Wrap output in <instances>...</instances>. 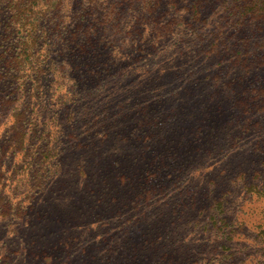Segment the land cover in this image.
Returning <instances> with one entry per match:
<instances>
[{"label":"rangeland","instance_id":"1","mask_svg":"<svg viewBox=\"0 0 264 264\" xmlns=\"http://www.w3.org/2000/svg\"><path fill=\"white\" fill-rule=\"evenodd\" d=\"M174 1L0 0V264H264V21Z\"/></svg>","mask_w":264,"mask_h":264},{"label":"trees","instance_id":"2","mask_svg":"<svg viewBox=\"0 0 264 264\" xmlns=\"http://www.w3.org/2000/svg\"><path fill=\"white\" fill-rule=\"evenodd\" d=\"M147 1L150 6V9L147 11V13L150 16L153 13H155L157 9H161L163 6L174 5L175 3L174 0H147ZM232 4H233V8L231 10L239 18V23H243L245 20L264 21V0H233ZM167 10L169 11L167 13H170V9ZM165 11H161V13L159 14L160 18L166 17L164 16ZM161 21L163 22L164 20ZM158 22L159 21H155V25H158L159 24ZM235 58H237L241 63H245L246 61L245 55L241 51L239 53V56H236Z\"/></svg>","mask_w":264,"mask_h":264},{"label":"bare ground","instance_id":"3","mask_svg":"<svg viewBox=\"0 0 264 264\" xmlns=\"http://www.w3.org/2000/svg\"><path fill=\"white\" fill-rule=\"evenodd\" d=\"M112 104V103H111Z\"/></svg>","mask_w":264,"mask_h":264}]
</instances>
